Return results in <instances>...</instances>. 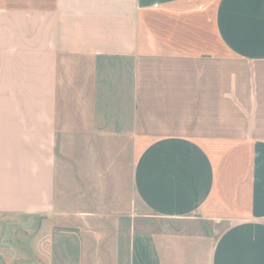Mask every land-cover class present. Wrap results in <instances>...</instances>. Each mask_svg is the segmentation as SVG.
<instances>
[{
  "label": "crops",
  "instance_id": "crops-1",
  "mask_svg": "<svg viewBox=\"0 0 264 264\" xmlns=\"http://www.w3.org/2000/svg\"><path fill=\"white\" fill-rule=\"evenodd\" d=\"M86 137L140 214L65 194ZM0 264H264V0H0Z\"/></svg>",
  "mask_w": 264,
  "mask_h": 264
},
{
  "label": "rangeland",
  "instance_id": "rangeland-1",
  "mask_svg": "<svg viewBox=\"0 0 264 264\" xmlns=\"http://www.w3.org/2000/svg\"><path fill=\"white\" fill-rule=\"evenodd\" d=\"M213 26V23H212ZM219 52V50H214ZM225 60L229 61L225 67H231L237 63L227 53L219 52ZM221 100H219L220 103ZM227 106V103H221ZM229 111L224 113L227 120L223 123L240 124L237 112L228 104ZM87 139H69V142L60 145V160L63 163L61 172L66 179L65 186L67 196L73 195L75 202L81 203L84 209L97 212H113L114 210L123 211L125 214L131 212L135 214V191L131 181V167L136 159L141 145H128L118 142L111 145V149L99 151V145L93 143L91 137ZM78 141V142H77ZM87 143H86V142ZM99 152H103L99 155ZM86 157H88L87 160ZM89 164V170L85 173L82 163ZM112 190H111V189ZM115 200V201H114ZM80 208V207H79ZM138 214L139 208H137ZM150 227L155 230H175L176 228L169 222L152 221ZM192 228L198 227L190 226ZM224 225L208 224V248L216 241L217 236L223 230ZM203 230V224L201 225Z\"/></svg>",
  "mask_w": 264,
  "mask_h": 264
}]
</instances>
